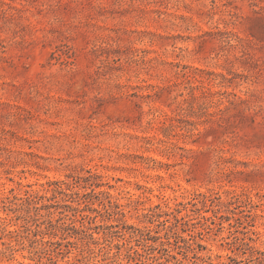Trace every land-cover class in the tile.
<instances>
[{"label": "rangeland", "instance_id": "rangeland-1", "mask_svg": "<svg viewBox=\"0 0 264 264\" xmlns=\"http://www.w3.org/2000/svg\"><path fill=\"white\" fill-rule=\"evenodd\" d=\"M0 264H264V0H0Z\"/></svg>", "mask_w": 264, "mask_h": 264}]
</instances>
